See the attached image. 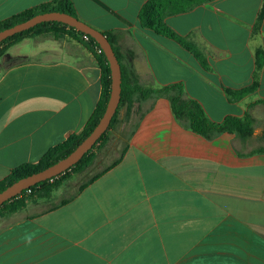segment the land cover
Listing matches in <instances>:
<instances>
[{
  "label": "crops",
  "instance_id": "obj_1",
  "mask_svg": "<svg viewBox=\"0 0 264 264\" xmlns=\"http://www.w3.org/2000/svg\"><path fill=\"white\" fill-rule=\"evenodd\" d=\"M52 1L0 0V23ZM71 1L139 86L182 83L215 122L249 113L254 135L208 140L166 98L120 106L83 181L0 216V264H264V105L248 108L264 100V0L167 10L191 49L142 25L149 0ZM95 53L69 35L0 48V183L82 135L102 95Z\"/></svg>",
  "mask_w": 264,
  "mask_h": 264
},
{
  "label": "trees",
  "instance_id": "obj_2",
  "mask_svg": "<svg viewBox=\"0 0 264 264\" xmlns=\"http://www.w3.org/2000/svg\"><path fill=\"white\" fill-rule=\"evenodd\" d=\"M205 1L207 0H149L140 11V21L145 28L152 31L154 34L173 39L183 47L191 49L189 44L184 39L177 36L170 28H168L163 23V16L167 10L174 14L184 13ZM50 12L67 13L77 18L74 5L71 0H53L50 3L23 11L9 17V19L0 23V32L9 29L10 27H14L17 24L23 23L36 15ZM263 15L264 12L261 19L263 18ZM31 35H52L56 38H59L62 35H69L71 37H76L77 40L84 44L91 52L95 53L96 51L95 54L98 58L102 70V95L93 117L89 120L81 136L73 138L57 149L49 152L38 165L31 168H22L16 171V173H14L10 179L0 183V193L18 180L41 172L71 154L76 149V147L79 146L82 141L86 139L98 125L106 110V106L111 94L112 78L109 63L99 44L93 38L65 24L58 22H48L39 24L28 31L9 37V39L5 40L0 45V48L12 41L13 43H18ZM105 35L111 43L117 58L119 59V61H121V56L116 47L114 36L112 35V33H106ZM263 64L264 53L261 51L258 55V69H260ZM245 93L246 92H242L238 96L242 97L245 95ZM152 98L168 99L171 103V107L177 121L182 123L194 133H197L208 140L214 139L224 133L236 134L242 140H248L254 135L255 120L249 113H246L243 117L228 116L222 122H215L209 117L206 110L199 101L187 95L186 88L182 83L143 88L138 85L136 75L134 73L126 74L122 67V93L120 106L126 103H130L131 101L141 102L142 100ZM256 104L264 105V100L251 103L248 108H251ZM117 115L118 111L114 115L110 127H112V125L116 121ZM106 135L107 132L102 136L97 144L103 141ZM91 160L92 159L90 151L77 165H75L70 170L80 168L82 169L84 166H88L91 163ZM70 170L57 178H53V182L48 180L39 183L33 187H30L21 195L12 198L9 202L0 207V216L12 215V213L20 211L25 206V203L28 199L34 196H38V194H43L44 192H50L53 188L56 187L60 180H62L63 177L68 174ZM29 191L30 195H27Z\"/></svg>",
  "mask_w": 264,
  "mask_h": 264
},
{
  "label": "water",
  "instance_id": "obj_3",
  "mask_svg": "<svg viewBox=\"0 0 264 264\" xmlns=\"http://www.w3.org/2000/svg\"><path fill=\"white\" fill-rule=\"evenodd\" d=\"M48 22H58L65 24L79 32L84 33L87 36H90L99 44L101 50L106 56L111 70L112 86L110 98L107 103L106 110L98 125L71 154L59 160L47 169L22 178L11 184L10 187L0 193V207L9 202L12 198L21 195L30 187L48 180H52L53 178H57L77 165L88 152L93 150L97 142L109 130L114 115L118 111L121 104L122 67L111 43L104 33L72 15L60 12H50L36 15L23 23L1 31L0 45L11 36L28 31L39 24Z\"/></svg>",
  "mask_w": 264,
  "mask_h": 264
},
{
  "label": "rangeland",
  "instance_id": "obj_4",
  "mask_svg": "<svg viewBox=\"0 0 264 264\" xmlns=\"http://www.w3.org/2000/svg\"><path fill=\"white\" fill-rule=\"evenodd\" d=\"M91 164V163H90ZM84 166L82 169H73L68 172V174L63 177L62 180L56 185L55 188H53L50 192H44L43 194H38V196H34V198H37L38 200L41 199H49L53 194H55L61 186L67 185V186H74L72 181H83L85 179V170L90 166Z\"/></svg>",
  "mask_w": 264,
  "mask_h": 264
},
{
  "label": "built area",
  "instance_id": "obj_5",
  "mask_svg": "<svg viewBox=\"0 0 264 264\" xmlns=\"http://www.w3.org/2000/svg\"><path fill=\"white\" fill-rule=\"evenodd\" d=\"M86 40H87V38H86ZM51 182H53V179L52 180H50ZM27 195H30V191L27 193Z\"/></svg>",
  "mask_w": 264,
  "mask_h": 264
}]
</instances>
